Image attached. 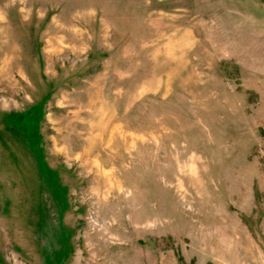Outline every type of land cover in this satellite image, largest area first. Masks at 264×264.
<instances>
[{"label":"rangeland","instance_id":"rangeland-1","mask_svg":"<svg viewBox=\"0 0 264 264\" xmlns=\"http://www.w3.org/2000/svg\"><path fill=\"white\" fill-rule=\"evenodd\" d=\"M0 264H264V0H0Z\"/></svg>","mask_w":264,"mask_h":264}]
</instances>
